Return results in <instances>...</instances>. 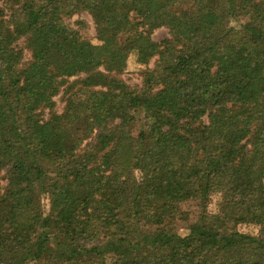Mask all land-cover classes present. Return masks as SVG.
<instances>
[{
    "label": "trees",
    "instance_id": "16d2710c",
    "mask_svg": "<svg viewBox=\"0 0 264 264\" xmlns=\"http://www.w3.org/2000/svg\"><path fill=\"white\" fill-rule=\"evenodd\" d=\"M0 264H264V0H0Z\"/></svg>",
    "mask_w": 264,
    "mask_h": 264
},
{
    "label": "rangeland",
    "instance_id": "374dc122",
    "mask_svg": "<svg viewBox=\"0 0 264 264\" xmlns=\"http://www.w3.org/2000/svg\"><path fill=\"white\" fill-rule=\"evenodd\" d=\"M84 19L89 27L87 29V33L89 35V37H91L92 39L95 40V35H96V31L94 28V24H93V20L91 18V16L87 13V12H83L80 16H76L73 19H71V22H75L77 19ZM168 36V29L165 27H161L157 30H155L154 34H153V38L157 41H161L162 39L166 38ZM144 69L143 65H140L137 61H136V56L134 54H131L130 56V60L128 63V67L123 75L124 80H126L128 83L130 84H139L141 82V75L140 73L142 72V70ZM57 101V110L59 112H62L63 108H64V101L62 100V94L58 95L56 98ZM93 140H88L86 143H90ZM2 176L5 175V177L2 180V183L4 185L7 184V179H6V174L5 172H2ZM219 198L218 197H214L212 198V202L210 204V209L217 211L218 207H219ZM45 205L46 208L48 209V201L45 200ZM180 229L179 231L184 234L187 232L186 229V224L185 223H181L180 224Z\"/></svg>",
    "mask_w": 264,
    "mask_h": 264
}]
</instances>
